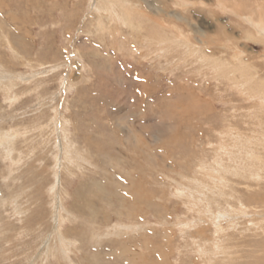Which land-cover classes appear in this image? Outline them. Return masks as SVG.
Wrapping results in <instances>:
<instances>
[{
    "label": "rangeland",
    "instance_id": "obj_1",
    "mask_svg": "<svg viewBox=\"0 0 264 264\" xmlns=\"http://www.w3.org/2000/svg\"><path fill=\"white\" fill-rule=\"evenodd\" d=\"M114 1L0 0V264H264V0Z\"/></svg>",
    "mask_w": 264,
    "mask_h": 264
},
{
    "label": "bare ground",
    "instance_id": "obj_2",
    "mask_svg": "<svg viewBox=\"0 0 264 264\" xmlns=\"http://www.w3.org/2000/svg\"><path fill=\"white\" fill-rule=\"evenodd\" d=\"M122 2V1H121ZM122 4H123V6H125V4H124V2H122ZM95 5H96V8H97V10L98 9H104V10H107V12L110 14V15H114L115 14V7H116V1H114V0H96V2H95ZM124 8V7H123ZM127 11V10H126ZM111 12V13H110ZM117 12H118V10H117ZM98 13V12H97ZM126 18L127 17H125V20H126ZM124 21V20H123ZM127 21V20H126ZM128 22V21H127ZM257 22H255V24H256ZM253 24H254V22H253ZM99 27H101L102 26V22H101V20L99 21ZM259 27L261 28H263V25H261V24H259ZM164 40V39H163ZM161 41H162V39H161ZM166 42V41H165ZM169 42V41H168ZM172 42V41H171ZM187 42H188V40H187ZM240 66H241V64H240ZM220 67V66H219ZM221 68V67H220ZM247 80H251V79H247ZM247 80H246V82H247ZM13 83V82H12ZM262 89V88H261ZM251 96V95H250ZM254 98V97H253ZM256 99H260V103L261 104H264V95H262V94H260V95H256V97H255ZM249 114V113H248ZM227 132V131H226ZM234 136V135H233ZM236 137H238V136H236ZM225 140V139H224ZM235 140V139H234ZM1 141V140H0ZM239 141V140H238ZM240 142H241V140H240ZM235 143V142H234ZM1 144H2V147L6 150V152H11V147L8 145V144H6V140H3V141H1ZM242 144V143H241ZM240 144V145H241ZM243 145V144H242ZM240 152V151H239ZM247 156H249V155H247ZM247 158V157H246ZM252 157L251 156H249V159H251ZM260 162V161H259ZM203 166V165H202ZM234 170V169H233ZM238 170H240V168H238ZM235 173H233L234 175H240V171H234ZM185 193V192H184ZM191 193V192H190ZM183 194V193H182ZM185 194H187V192L185 193ZM181 195V194H180ZM179 195V196H180ZM189 196V195H188ZM181 197V196H180ZM182 198V197H181ZM184 198V197H183ZM182 198V199H183ZM186 199V198H185ZM61 203V202H60ZM185 203H186V201H185ZM57 204V203H56ZM62 206V205H61ZM62 210V209H61ZM68 211V210H67ZM66 211V212H67ZM69 213V212H68ZM57 215V214H56ZM60 216H61V214H59ZM71 215V214H70ZM228 215H230V214H228ZM56 218V217H55ZM211 219V218H210ZM59 221H61V220H58V222ZM227 222V221H226ZM231 222V221H230ZM221 223H218L217 225H218V227H219V225H220ZM232 225V224H231ZM189 227V226H188ZM127 228V227H126ZM49 247V246H48ZM45 248V247H44ZM53 249V248H52ZM49 249L46 247V251H48ZM53 251V250H52ZM225 251V250H224ZM54 252V251H53ZM65 252V251H64ZM210 255V254H209ZM213 255V254H212ZM211 259V258H210ZM212 260V259H211ZM212 262V261H211Z\"/></svg>",
    "mask_w": 264,
    "mask_h": 264
}]
</instances>
